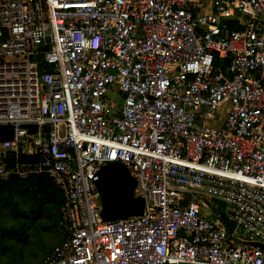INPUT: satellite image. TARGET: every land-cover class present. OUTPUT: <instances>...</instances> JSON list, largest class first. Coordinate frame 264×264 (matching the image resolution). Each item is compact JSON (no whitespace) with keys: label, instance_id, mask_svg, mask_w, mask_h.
Returning <instances> with one entry per match:
<instances>
[{"label":"built area","instance_id":"2783aa9c","mask_svg":"<svg viewBox=\"0 0 264 264\" xmlns=\"http://www.w3.org/2000/svg\"><path fill=\"white\" fill-rule=\"evenodd\" d=\"M0 126V181L64 199L39 264H264V0H0ZM111 162L141 216L101 218Z\"/></svg>","mask_w":264,"mask_h":264},{"label":"trees","instance_id":"16d2710c","mask_svg":"<svg viewBox=\"0 0 264 264\" xmlns=\"http://www.w3.org/2000/svg\"><path fill=\"white\" fill-rule=\"evenodd\" d=\"M216 63L227 65L226 61ZM63 202L61 191L46 176L0 181V264L44 260L64 237L59 225ZM43 233L47 238L38 244Z\"/></svg>","mask_w":264,"mask_h":264},{"label":"water","instance_id":"95a60500","mask_svg":"<svg viewBox=\"0 0 264 264\" xmlns=\"http://www.w3.org/2000/svg\"><path fill=\"white\" fill-rule=\"evenodd\" d=\"M30 131L34 126H28ZM12 127L0 126V140L11 139ZM97 192L99 193L100 216L104 221L111 222L123 220L130 217L141 216L145 201L142 196L136 195V180L130 171L119 162H111L101 166L96 174L94 181ZM221 208H225L224 202L215 200ZM264 251V245L253 243ZM138 264H175V263H138ZM192 264V263H177Z\"/></svg>","mask_w":264,"mask_h":264},{"label":"rangeland","instance_id":"374dc122","mask_svg":"<svg viewBox=\"0 0 264 264\" xmlns=\"http://www.w3.org/2000/svg\"><path fill=\"white\" fill-rule=\"evenodd\" d=\"M203 3H205L206 5H207V10H209V6H210V4H211V2H212V0H201ZM228 108H229V105H223L222 107H221V111H222V113L220 114V113H218L217 114V119H216V121H215V123H214V127L215 128H219L220 126H221V124H222V122H223V120H224V118H225V115H226V113H227V111H228ZM43 237L46 239L47 238V236H45L44 235V233L41 235V237H40V240H38V244H40V242H42L43 243ZM45 241H47V240H45ZM44 245H49V243H45ZM39 247V246H38ZM42 248L40 247V248H37L36 249V251H39V250H41Z\"/></svg>","mask_w":264,"mask_h":264},{"label":"crops","instance_id":"0c3cea01","mask_svg":"<svg viewBox=\"0 0 264 264\" xmlns=\"http://www.w3.org/2000/svg\"><path fill=\"white\" fill-rule=\"evenodd\" d=\"M224 105H228V104H224ZM218 113H220V114H221V113H222V111L220 110Z\"/></svg>","mask_w":264,"mask_h":264}]
</instances>
